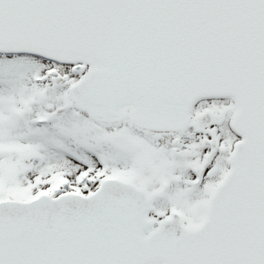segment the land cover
<instances>
[{
	"label": "snow or ice",
	"instance_id": "obj_1",
	"mask_svg": "<svg viewBox=\"0 0 264 264\" xmlns=\"http://www.w3.org/2000/svg\"><path fill=\"white\" fill-rule=\"evenodd\" d=\"M0 264H264V0H0Z\"/></svg>",
	"mask_w": 264,
	"mask_h": 264
}]
</instances>
